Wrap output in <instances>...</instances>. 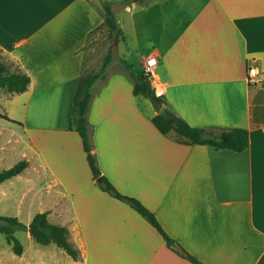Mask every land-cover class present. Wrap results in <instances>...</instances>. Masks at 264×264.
I'll return each instance as SVG.
<instances>
[{
    "label": "crops",
    "instance_id": "1",
    "mask_svg": "<svg viewBox=\"0 0 264 264\" xmlns=\"http://www.w3.org/2000/svg\"><path fill=\"white\" fill-rule=\"evenodd\" d=\"M105 1L123 45L133 43L141 62L157 58L153 83L168 109L214 134L245 129L248 147L162 135L153 107L144 112L133 95L129 71H118L98 83L87 112L100 173L202 264H264V0ZM102 23L91 0H0V55L29 77L24 92L0 100V113L29 137L28 166L7 184L28 176L50 184L62 222L48 213L47 221L67 229L83 264H191L96 186L81 139L68 129L84 48ZM249 67L260 74L255 84Z\"/></svg>",
    "mask_w": 264,
    "mask_h": 264
},
{
    "label": "trees",
    "instance_id": "2",
    "mask_svg": "<svg viewBox=\"0 0 264 264\" xmlns=\"http://www.w3.org/2000/svg\"><path fill=\"white\" fill-rule=\"evenodd\" d=\"M130 0H123L121 3L127 5ZM143 1V0H140ZM101 14L103 17L102 25L105 26L111 33L116 36H121L122 31L118 26L116 17L112 11L109 2L100 4ZM99 28V27H98ZM97 28V29H98ZM93 30L91 33H93ZM1 57V56H0ZM112 58L107 56L104 59L102 68L96 73H85L84 71L78 78L77 86L74 94L73 105L69 120L68 129L75 131L82 142V147L87 155L91 170L92 179L96 186L103 192L107 193L112 198L119 200L135 212H137L147 223H149L162 237L167 248L177 254L179 257L186 259L191 264H202L194 256L185 251L177 244L161 227L155 216L145 208L138 200L118 192L109 180L103 176L96 163V158L92 154L91 130L87 120V112L93 91L98 83L105 79V73ZM119 62L129 71L133 81V95L147 99L156 114L150 118L154 127L164 136H170L178 143L185 145H207L216 149L231 150L241 152L248 147V132L241 128L223 129L219 133L213 132L204 128L192 127L188 125L182 118L171 112L163 96H156L150 86L148 76L144 74L142 69L135 67L131 62L125 59H120ZM29 77L19 71H7L5 64L0 58V89L7 93H22L27 89ZM164 107L171 122H168L163 117L157 114L159 109ZM0 118L18 124L3 114ZM174 134L172 136L171 134ZM28 166L26 160H21L8 169L0 171V184L17 176ZM27 228L31 229L30 235L33 240L42 246L53 244L63 250L72 260L76 261L79 252L67 240V229L64 226L50 224L47 221V212L37 213L32 218L30 224L26 226L16 217L0 215V234L8 245L11 246L13 254L20 256L23 252V247L20 241L15 236L16 232L24 231Z\"/></svg>",
    "mask_w": 264,
    "mask_h": 264
},
{
    "label": "rangeland",
    "instance_id": "3",
    "mask_svg": "<svg viewBox=\"0 0 264 264\" xmlns=\"http://www.w3.org/2000/svg\"><path fill=\"white\" fill-rule=\"evenodd\" d=\"M91 1L100 11V4L107 2L105 0ZM151 1L153 0H143L140 5ZM115 9H120V6L116 5ZM127 31L129 34L130 29H127ZM123 40V35L116 36L105 26H99L98 29L91 33L84 48V72H98L107 56H110L112 61L105 73L106 77L118 71L128 72L119 62L120 59H125L135 67L142 69L140 59L142 54L137 52L133 43L128 42L127 46H124ZM0 58L5 64L7 71L17 70L13 62L3 59L2 56ZM3 96H7V92L0 89V100ZM140 102L143 111L148 113L150 108H152L151 103L144 98ZM171 135L174 136L173 133ZM28 141L29 137L22 128L0 118V171L8 169L25 159L24 148H26ZM29 179L30 177L28 176L22 182L14 181L13 184H7L9 183L7 181L0 184V215L16 217L20 222L28 226L35 214L47 212L52 214L50 217L47 216L49 222L60 224L62 220L57 217L54 211L53 188L49 186L50 184H29ZM70 223L67 221L65 224ZM15 236L22 244V254L20 256L13 254L11 246L6 243L4 236L0 234V264H83L80 254L78 259L74 261L55 245L44 247L37 244L31 237L28 228L24 231L16 232Z\"/></svg>",
    "mask_w": 264,
    "mask_h": 264
},
{
    "label": "built area",
    "instance_id": "4",
    "mask_svg": "<svg viewBox=\"0 0 264 264\" xmlns=\"http://www.w3.org/2000/svg\"><path fill=\"white\" fill-rule=\"evenodd\" d=\"M156 64H157V58L155 56H150V57L142 58L141 67H142V71L144 72V74L148 76L150 86L153 89L155 95L160 96V94L157 95L156 88H155L156 85L155 83H153V80H154L153 69L156 66ZM246 79L249 84H255L259 81L260 74L255 70V68L249 67L247 70Z\"/></svg>",
    "mask_w": 264,
    "mask_h": 264
},
{
    "label": "water",
    "instance_id": "5",
    "mask_svg": "<svg viewBox=\"0 0 264 264\" xmlns=\"http://www.w3.org/2000/svg\"><path fill=\"white\" fill-rule=\"evenodd\" d=\"M158 115H160L161 117H163L165 120H167L168 122H171V118L168 116L166 110L164 107H161L159 109V111L157 112ZM28 231L31 232V229L28 228Z\"/></svg>",
    "mask_w": 264,
    "mask_h": 264
}]
</instances>
